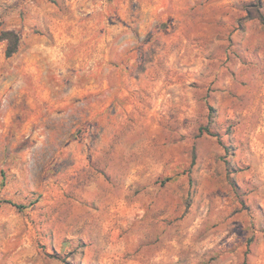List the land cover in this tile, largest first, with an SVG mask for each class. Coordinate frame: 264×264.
Masks as SVG:
<instances>
[{
    "label": "rangeland",
    "instance_id": "374dc122",
    "mask_svg": "<svg viewBox=\"0 0 264 264\" xmlns=\"http://www.w3.org/2000/svg\"><path fill=\"white\" fill-rule=\"evenodd\" d=\"M2 31L0 264H264V0H0ZM76 37L35 112L28 52Z\"/></svg>",
    "mask_w": 264,
    "mask_h": 264
},
{
    "label": "crops",
    "instance_id": "0c3cea01",
    "mask_svg": "<svg viewBox=\"0 0 264 264\" xmlns=\"http://www.w3.org/2000/svg\"><path fill=\"white\" fill-rule=\"evenodd\" d=\"M40 13H42V20L45 21L44 9L40 10ZM64 42L65 46L68 42H71V48L68 49L61 47L60 49L51 51L50 47L46 45L41 49L35 48L28 52L29 59L32 60H28L26 66L24 67V71L26 70L25 72L27 75L23 76V73H21V76L27 79L29 85L28 83L24 84L20 87V89L24 90L27 88V90H29L30 95H28L29 99L27 100V103L29 106L34 108L35 112L37 111L38 113H43L45 111V105L50 106L52 74L56 73L51 71L52 65H54L57 70L61 66L67 64V61H71V63L76 65L81 64V60L84 56L82 48L83 40L76 37L74 39L70 38L68 40H64ZM97 42L98 40L93 41L91 43V48L89 49V57H94L96 60L100 57ZM110 56H112L111 50H107L106 57L109 58ZM52 57L56 59L59 58L61 60H55V62H53L51 61ZM41 123H43L42 120Z\"/></svg>",
    "mask_w": 264,
    "mask_h": 264
},
{
    "label": "trees",
    "instance_id": "16d2710c",
    "mask_svg": "<svg viewBox=\"0 0 264 264\" xmlns=\"http://www.w3.org/2000/svg\"><path fill=\"white\" fill-rule=\"evenodd\" d=\"M8 41V48L6 50V57L11 58L19 51V37L15 31H2L0 34V42Z\"/></svg>",
    "mask_w": 264,
    "mask_h": 264
}]
</instances>
